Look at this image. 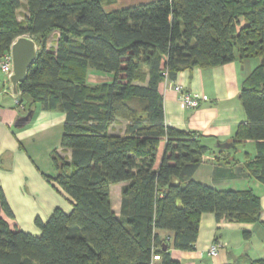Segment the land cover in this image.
<instances>
[{"label":"trees","instance_id":"16d2710c","mask_svg":"<svg viewBox=\"0 0 264 264\" xmlns=\"http://www.w3.org/2000/svg\"><path fill=\"white\" fill-rule=\"evenodd\" d=\"M116 2L26 0L28 14L20 20L23 1L0 0V58L21 36L39 46L15 99L27 112L65 114L61 147L71 159L54 152L52 180L72 205L45 222L36 218L40 235L13 228L0 215V264H154L156 258L178 264L171 250L195 248L205 213L264 225L252 189L218 190L195 179L210 148L196 132L167 126L160 91L187 70L262 59L242 84L245 120L231 144L255 143L246 174L264 185V0H156L106 9ZM88 70L112 80L91 85ZM24 96L31 98L28 107ZM118 121L127 123L123 134L111 132ZM121 183L117 215L111 187ZM0 211L14 218L2 191ZM159 231L172 233V241ZM238 264L264 259L242 257Z\"/></svg>","mask_w":264,"mask_h":264},{"label":"crops","instance_id":"0c3cea01","mask_svg":"<svg viewBox=\"0 0 264 264\" xmlns=\"http://www.w3.org/2000/svg\"><path fill=\"white\" fill-rule=\"evenodd\" d=\"M152 1L156 0H117L106 9L115 11ZM57 38L58 33L54 32L49 46L54 47ZM257 60L234 61L210 69L187 70L181 72L175 81H164L160 91L164 98L167 126L184 132H196L210 148L195 179L218 190L252 189L261 198V221L264 223V185L246 174L248 157L253 158L256 153L255 143L249 141L236 148L231 144L237 126L245 120L239 97L242 84L261 64ZM86 75L91 85L112 80L110 75L93 70H88ZM175 85L201 95L199 107L187 108L179 93L174 90ZM11 89L9 77L0 65V191L4 193L14 218L9 219L3 212L0 213L13 228L40 235V229L35 224L36 218L45 222L58 208L67 213L72 210L67 200V206H62L55 192L58 185L42 176L37 162L40 161V151L36 147L37 136L47 137V140L42 141L43 144L47 141L61 146L63 132L60 130L64 128L65 114L34 107L30 122L32 125L26 127L28 123L23 128H16V121L25 116L28 110L16 107L14 96L6 92ZM24 100L26 105L31 103L30 97L24 96ZM126 124L118 121L112 126L111 132L123 134ZM55 150L60 158L68 161L71 159V150L62 147L60 152ZM216 158L233 161L219 163ZM125 185L121 183L111 187L112 207L117 215L120 213L121 192ZM244 232L251 233L250 239L245 238ZM159 235L171 241L173 239L170 232L159 231ZM213 244L220 245L217 256L209 254ZM170 255L178 264H238L242 257L249 260L264 259V225L217 221L214 214L205 213L200 218L195 248L192 251L172 249ZM159 262V258H156L154 264Z\"/></svg>","mask_w":264,"mask_h":264},{"label":"water","instance_id":"95a60500","mask_svg":"<svg viewBox=\"0 0 264 264\" xmlns=\"http://www.w3.org/2000/svg\"><path fill=\"white\" fill-rule=\"evenodd\" d=\"M39 51V46L29 36H21L17 38L11 46V56L13 63V73L10 77L12 84V92L15 96L18 95L19 85L25 81L28 72L34 64ZM264 61V60H263ZM33 110L29 111L25 116L20 117L16 123V128H23L31 122Z\"/></svg>","mask_w":264,"mask_h":264},{"label":"rangeland","instance_id":"374dc122","mask_svg":"<svg viewBox=\"0 0 264 264\" xmlns=\"http://www.w3.org/2000/svg\"><path fill=\"white\" fill-rule=\"evenodd\" d=\"M22 1H23V7H22V9L20 10V12L18 14V18L20 20H22L23 17L28 14L26 0H22ZM49 47H51V45ZM257 61L260 64L262 62V59L258 58ZM27 107H28V105H27ZM31 125H32V123L28 124L26 127H30ZM60 131L62 133L63 129H61ZM37 138L38 139L36 140V147L40 151V154H39L40 161H37L40 167H38V168L40 169V173L41 172L43 173V174L41 173L42 176H44L47 181L52 182L53 180H50V179L55 178L56 175H57V173L55 171V168H54V163H53V157H55L54 152L56 151L55 149H57V152L58 151L60 152L61 151V146L59 144L58 145H54V144L48 143L47 141L43 144L42 141L43 140H47L46 136L43 137L41 135H38ZM48 140H50V138ZM46 175L50 179L47 178ZM54 183H55V181H54ZM55 192L57 193V197L59 198L60 203L62 204V206L63 205L67 206L68 198L66 197L65 193L63 192V190L60 187L59 188L56 187ZM68 203H69V201H68ZM0 215H2V213H0Z\"/></svg>","mask_w":264,"mask_h":264},{"label":"built area","instance_id":"2783aa9c","mask_svg":"<svg viewBox=\"0 0 264 264\" xmlns=\"http://www.w3.org/2000/svg\"><path fill=\"white\" fill-rule=\"evenodd\" d=\"M0 65L2 70L4 71L7 76L10 77L13 73V63H12V56L11 53L5 54L0 58ZM174 90L179 93L180 99L183 102V104L190 109H196L200 105V101L202 99L201 95H198L196 93H190L185 91L181 85H175ZM6 92L10 93L14 98L16 97L12 89L11 90H6ZM15 105L23 110V105H21L16 99H15ZM220 252V245L218 244H213L209 250L210 256H217Z\"/></svg>","mask_w":264,"mask_h":264},{"label":"clouds","instance_id":"9594fccd","mask_svg":"<svg viewBox=\"0 0 264 264\" xmlns=\"http://www.w3.org/2000/svg\"><path fill=\"white\" fill-rule=\"evenodd\" d=\"M11 53V52H10Z\"/></svg>","mask_w":264,"mask_h":264}]
</instances>
